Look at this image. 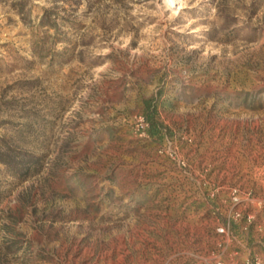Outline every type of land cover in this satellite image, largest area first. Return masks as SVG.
<instances>
[{"label": "rangeland", "instance_id": "obj_1", "mask_svg": "<svg viewBox=\"0 0 264 264\" xmlns=\"http://www.w3.org/2000/svg\"><path fill=\"white\" fill-rule=\"evenodd\" d=\"M169 3L0 0V264H264V0Z\"/></svg>", "mask_w": 264, "mask_h": 264}, {"label": "built area", "instance_id": "obj_2", "mask_svg": "<svg viewBox=\"0 0 264 264\" xmlns=\"http://www.w3.org/2000/svg\"><path fill=\"white\" fill-rule=\"evenodd\" d=\"M134 120V126L136 131L138 132V134L140 136H146L147 131L150 127V123L148 120V117L145 116L144 114H136L133 118ZM171 158L184 170H187L189 168V162L186 158H183L181 156H179L177 153L174 154H170ZM230 194L232 196V200L238 204L242 201V198L240 196L241 191L239 189V187L237 186H232L230 188ZM251 192H248L246 194V196L248 198H250ZM236 216H240V212L236 213ZM221 231L224 232V228H221ZM257 264H259V262H257Z\"/></svg>", "mask_w": 264, "mask_h": 264}, {"label": "bare ground", "instance_id": "obj_3", "mask_svg": "<svg viewBox=\"0 0 264 264\" xmlns=\"http://www.w3.org/2000/svg\"><path fill=\"white\" fill-rule=\"evenodd\" d=\"M170 3L169 4H172L174 2V0H168Z\"/></svg>", "mask_w": 264, "mask_h": 264}]
</instances>
